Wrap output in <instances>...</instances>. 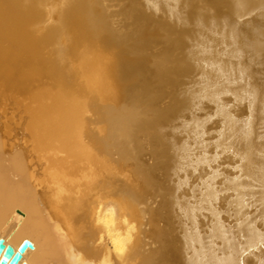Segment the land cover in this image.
Wrapping results in <instances>:
<instances>
[{
  "label": "bare ground",
  "instance_id": "1",
  "mask_svg": "<svg viewBox=\"0 0 264 264\" xmlns=\"http://www.w3.org/2000/svg\"><path fill=\"white\" fill-rule=\"evenodd\" d=\"M52 1L0 0V85L28 94L35 103L26 105L30 120L22 128L33 156L49 166V171L40 176L41 191L31 182L29 185L23 158L15 163L16 170L23 174L20 184H10L0 166V238L4 244L17 250L24 239L32 242L33 248H27L20 260L26 264H259L255 251L264 243V233L256 228L258 220L250 209L241 206V201H237L240 218L234 228L219 222L217 214L212 213L213 224L204 233L194 209L179 205L175 196L171 195L169 206L164 202L172 216L163 214L161 203L154 207L144 201L147 191L159 193V183L150 179L138 187L108 183L103 175L84 170L94 161L105 164L103 156L92 154L96 149L118 148L132 158L140 155L138 133L148 138L156 136L166 149L174 150L173 162L187 155L190 142L177 147L174 138L166 136L170 116L150 122L136 117V106L154 92V87L162 102L168 99L170 110L185 101L189 104L182 110L194 112L195 100L212 102L226 126L221 142L232 146L242 158L241 173L261 175L264 144L262 147V139L255 136L259 128L264 139V0H130L132 8L123 13L128 20L126 28L109 24L103 0H55L48 9ZM43 4L47 9L41 8ZM141 10L144 12L137 13ZM45 14L54 16L57 22L42 32V27L34 24ZM138 16L148 20L140 21ZM145 28L152 34L161 31L167 36L166 42L162 46L149 42L147 56L139 54L133 58L135 63L126 62L125 49L133 37L146 35ZM97 48L111 51L113 56L97 53ZM172 61L178 66L176 72L167 69ZM130 76L138 80L137 87L124 88ZM192 76L198 78V84L192 83ZM223 95L236 101L248 100V127L242 128L234 120L236 105L231 109L220 106ZM45 98L52 103H43ZM83 110L98 115L95 121L101 125L97 129L84 122ZM119 111H126L135 122L129 139L121 142L124 122L111 123ZM190 123L182 131L190 133L193 141L204 128L201 122ZM108 126L112 130L107 136ZM200 142H195L197 150ZM58 153H65L67 158H60ZM181 159L187 162L188 158ZM155 165L145 169L147 176ZM178 205L184 207V223L175 215Z\"/></svg>",
  "mask_w": 264,
  "mask_h": 264
},
{
  "label": "rangeland",
  "instance_id": "2",
  "mask_svg": "<svg viewBox=\"0 0 264 264\" xmlns=\"http://www.w3.org/2000/svg\"><path fill=\"white\" fill-rule=\"evenodd\" d=\"M54 1L48 2V9L53 6ZM103 3L106 4L107 9L109 11V16H108L109 22H110L109 24L111 26L117 27V28H119V27L120 28H126L128 20H126L124 18L123 13L125 15L132 8L130 0H103ZM41 8L47 9V7L44 4L41 5ZM142 12H144V11L141 10V11H138L137 13L141 14ZM43 17H44V19H43ZM43 17L38 22H36L34 24L35 27H38L36 25L41 26L42 28H40V31H42V32L49 29L50 24L52 26L54 23L57 22V19L54 16H50V15L45 14ZM138 17H139L138 20H140V21L141 20H148L146 17H143V18H142V16L141 17L138 16ZM43 20H44V24L42 23ZM39 22H41L42 25ZM144 30H145V33L147 32L146 33L147 36L146 35L144 37L142 36V38L141 37L134 38L132 36L134 39L132 38L131 45L125 49V51L128 52V55H127V53L124 54L125 55L124 60L126 62H129V63L134 62L135 63V60H133V58L136 59V56L138 58L139 56L143 57L146 54L148 55L147 46H148L149 42H153L155 44H158V46H162L166 42L167 36L165 34H162L161 31H159L157 34H152V33H148L146 28ZM153 37H157V38L153 39ZM162 38H164V39H162ZM173 38H175V37L173 36ZM54 46H56V45H54ZM139 47H140V49H139ZM95 51L97 53H104L108 56H113V53L111 51H108L105 49L97 48V50L95 49ZM169 65H167L168 67L166 66L167 69L172 70L173 72L177 71L178 66L173 61L170 62ZM203 76H205V75H203ZM196 78L197 77L192 76V79H193L192 83L194 85L198 84V82H199V81L198 82L195 81V80H198V78L197 79ZM136 80L137 79L135 77L130 76V78L128 80L129 81L128 84L126 83L127 85L125 84L123 87L124 88L137 87ZM44 83L50 84L51 81L45 80ZM139 84H141V83L138 82V85ZM1 87H0V166L3 169V171L6 172V177H7V180L10 184H20L23 180V174H21L20 172H18L16 170L15 163L20 158H23L24 166H25L27 175L29 176V179H28L29 185H31L30 184V182H31L33 184L32 186L35 190L41 191L40 188H42V186H41L42 182H41L40 176H43V174L45 172L49 171V166L47 165V162L45 160L38 161L33 156V152H31L32 150H31V146L29 144L30 142H28L29 139L27 137L28 136L27 132L25 131L24 128H22V127H24V124H26L28 122V120H30L29 119L30 118L29 112L26 109L27 106L28 107L32 106L35 103L30 100V98L28 97V94H26V93L17 92L16 90L14 91V89H7V88L5 89V87H3V86H1ZM153 88L154 87H152L151 90L152 91L154 90V92L153 93L151 92L150 95L143 97L142 98L143 101L139 102L142 106L145 105L146 107L145 106H144L145 108L141 107V105H139V104H138V106H136V111L138 112V113H136V117H138V119L142 120L143 122H148V121L150 122L151 120L154 121L158 118H163V117L165 118V117L170 116V127H169L170 129L167 130V132L168 131H170V132L169 133L166 132V136H169L170 140H172L174 138L173 141H176L174 143L177 144V147H180V146L184 147L185 146L184 143L187 144L190 142L189 144H187V146L190 144L192 146H188L189 149L186 151V153L184 152L187 155H185V156L182 155L183 158H188V159H186V161L188 163L185 162V159L182 160L181 159L182 157L178 160H175L174 162L171 161L170 159H173V156H174V153H173L174 150L169 149V148L166 149V147L164 146L162 141L160 139L157 140L156 136H152V137L148 138V135L146 137V135L144 133H140V134L138 133V135L136 137V140L138 141V143L140 145L139 146L140 155L138 154L137 155L138 157L134 156V158H132L133 156L130 155L128 152L119 151L118 148H108L109 152L107 149H105V151L103 150L105 153H102V154L99 152H103V151L96 149L93 151L92 154H95L98 156L101 155V157L103 156V158H105L104 159L105 161H103L105 164H103L101 162V160L91 162V164L88 165V167H86V169H88V170H84V172H94L97 174H101L104 176L103 177L104 181H107L108 183H110V182L116 183L117 182L118 184H125V185H130V186H135V187H138L139 185L141 186L144 183V180L150 179V181H152L154 183H159L161 185L162 189L159 191V193H156L154 190L153 191L152 190L147 191L144 195V201L147 202L148 204L152 205V206H154V205L159 206V204L161 203L162 208L164 210V211H162L163 214L165 212L166 215L169 214V216H172V215H170L169 212H167V211H169V209H168L169 207L165 206L164 202H167L166 204L169 206L172 199H173L172 196H175V198H177L179 201V205L182 203L181 205H183L185 207L187 206L188 208L192 207L191 209H194V211L197 214L196 215L197 223H198L199 227L202 228V231L204 233L209 232V227H211V225L213 224L214 217H213L212 213L217 214L216 218L218 219L219 222L223 223L224 225H226L230 229L234 228V226L236 224L235 221L238 219L237 217H239V215H240L239 214L240 211L238 209V203H237L238 200L231 198L230 196L226 195L225 193L227 192L228 189H230L234 186V184L236 182L235 178L240 177L239 174H241V175L243 174V173H241L242 172V170H241L242 165L241 164H243V161H242L241 157H239L235 154V151H234L235 149L232 148V146H228L227 144L224 145L223 142H221V140H222L221 137H222L223 131L225 129L224 127H226V126H224V121L218 115V112H217L218 108L216 109L213 106L212 102H210L208 100L200 99L198 101L195 100V102H194L195 103L194 105H197V106H195L194 112H190V111L186 110L185 108L184 109L186 110V112L184 109H183L184 110V112H183V110H182V107H184L183 105L187 106V104H189L187 101H186L187 103H185V101L183 103H181L180 104L181 106L178 105V106H180L179 108H181V109L177 108L178 107L177 106L176 108H174L177 111L174 109L170 110L168 99L166 98L162 102V98L159 97L161 95H159V93L157 92V89H155V88L153 89ZM107 89L109 90V88H107ZM108 90L106 91V93L109 95V99H112L110 96L111 92H110V90L109 91ZM180 92H181L180 90H179V92L177 91V93H180ZM228 96L229 95H223L224 99L222 101H220V103H221V104L219 103L220 106L222 108H225V109L226 108L231 109L236 105L238 107L237 108L238 112H237V115L235 117L236 119L234 118V120L236 121V123H241V125H239V124L238 125L241 126L242 128L248 127V125L250 123L247 120L248 113H249L248 112L249 111L248 100L247 99H245V100L241 99V100L236 101V100L231 99ZM148 97H149V99H148ZM144 99H146V100H144ZM159 99L161 100V102H159L160 101ZM43 100H44L43 103H45V104L49 105L52 103L51 99H49V98H45ZM196 101L198 104H196ZM116 104H117V102H113V105H116ZM162 104H163V106L161 107ZM164 104H165V106H164ZM10 107H11V109L9 110L8 108H10ZM158 107L159 108L161 107L162 111L165 108L164 112H162ZM4 108L5 109L7 108V109L4 110ZM179 110H181V111H179ZM168 111H170L169 114L167 113ZM174 112H176V114H174ZM227 113L231 114L228 110H227ZM143 114L146 116L148 115L149 118L145 117ZM152 114H153V116H152ZM172 114L174 115L173 117H172ZM166 115H168V116H166ZM177 115H178V117H177ZM198 116H199V118H198ZM13 117L15 118V120H12ZM132 117L129 118L128 116H126V111H119V112L115 113L114 117L111 119V123H115L117 121H123L124 122L123 123V125H124L123 129L119 135L120 142L128 140L130 135H131V130H132V127L135 123L131 120ZM143 117H145V118H143ZM17 118H19V119H17ZM178 118H180V120ZM189 118H190V120H189ZM82 119L84 120V122H86V124L88 125L89 128L97 129L101 125L100 122L95 121V120L99 119L98 115L95 112H92L91 110H83ZM19 120H20V122H19ZM12 121L13 122L15 121L14 123L19 124L21 129L18 125L17 126L19 129L17 128V126L13 127L12 125L14 123ZM194 121L201 122V124L203 126V127L202 126L201 127L204 128L203 129L204 132L201 133L202 136L200 134V137L196 136L197 138L192 141L190 133L188 134L186 132V134H185V131H182V129H183L182 127L188 126L189 123L187 124V122L192 123ZM7 123H9L10 125ZM175 127L179 131H177V129ZM7 128H9L10 131ZM111 130H112V128L108 126L106 128L105 135L108 136L109 133H111ZM5 132L6 133L9 132L10 134L9 133L6 134ZM178 132H180V133H178ZM207 133H208V135H207ZM258 136L262 139V147H263L264 139H263L262 133H261L259 128L256 130V136L255 137H258ZM144 137H146V138H144ZM167 139H168V137H167ZM156 140L159 141V145L162 144V146H159L158 143L156 142ZM197 141H201L200 143H202V145H201L202 147L200 146V148H198V150H197V148L194 147L195 142H197ZM193 142H194V144H193ZM182 144H183V146H182ZM163 147H165V148H163ZM253 148H257V147L253 146ZM263 148H262V150L264 151ZM164 149H166V150H164ZM192 151L193 152L196 151V152L193 153ZM261 151H259L257 153L261 154L262 153ZM106 152L108 154H106ZM115 152H117V153H115ZM169 152H170V154H169ZM204 152H205V154H204ZM253 152H255V151H253ZM51 153H49V154L47 153L46 155H51ZM188 153L191 154L190 158H189L190 154H188ZM54 154H57V153L54 152ZM58 154H59L60 158H67L65 153H58ZM115 154H117V155H115ZM120 154H123V155H121L123 158L122 157L120 158ZM192 154L196 155L198 157V160H197V157L196 158L193 157ZM155 155L156 156L158 155V156L156 157ZM200 156H202L203 158ZM135 158H136V161H135ZM157 160H160V161L157 162ZM179 160H180V162L181 161L183 163L185 162L184 165L182 162L178 163ZM192 160H194L195 163ZM200 160H201V163H198ZM202 160H204V161H202ZM68 161L71 162L70 159H68ZM137 161H139V162H137ZM155 164H157L158 166H156ZM175 164H176V166H175ZM151 165L152 166L155 165L156 168L152 170V172L150 173L149 176H147V174L145 173V169H147L148 166L150 168ZM178 165H179V168L177 167ZM184 166H185V168L186 167L187 168L185 169ZM138 168H140V170ZM191 168H193V169H191ZM141 169H143V170H141ZM137 170H139V171H137ZM176 170L178 173L175 172ZM153 171L155 174L153 173ZM132 173H134V174L132 175ZM145 175H146V177H145ZM243 175H245V174H243ZM135 177H137V178H135ZM147 177H148V179H147ZM138 179H140V180L138 181ZM171 179H172V181H171ZM156 180H157V182H156ZM32 181H34V182H32ZM36 181H38V182H36ZM181 181H182V184H181ZM183 181L185 183L186 182L187 183L185 184V183H183ZM230 181L233 182V183H231L233 186L229 183ZM240 182L245 183V184H247L246 182L249 183V181H246V182L240 181ZM183 184H185V185L183 186ZM163 187L166 189H163ZM167 188H168V190H167ZM162 190H164V191H162ZM161 191L163 193L162 195L160 194ZM198 191H200V192H198ZM163 195H165V196H163ZM182 196H183V198H181ZM166 199H168V200L170 199L169 200L170 202ZM161 200H163V201H161ZM189 204H190V206H189ZM183 206L182 207L179 206V209L177 208V212L175 215H177V219L179 222L181 221L184 223L185 222V220H184L185 213L183 211L184 210ZM257 210H258V208H257ZM257 210L256 209L255 210L250 209L249 211L252 212V216L253 217L255 216V219L258 220V222L256 224V228L260 232L264 233V223L261 221V220H264L263 219V216H264L263 213L264 212L262 213L261 210L259 209V212L261 214L260 215ZM210 213L212 216H210ZM234 214H236V216ZM255 214H257V215H255ZM175 215H174V217H175ZM208 216H209V218H208ZM201 219H202V221H201ZM206 230H208V231H206ZM263 254H264V243L258 247L257 251H255V255L258 256L260 259L259 264H264V255Z\"/></svg>",
  "mask_w": 264,
  "mask_h": 264
},
{
  "label": "snow or ice",
  "instance_id": "3",
  "mask_svg": "<svg viewBox=\"0 0 264 264\" xmlns=\"http://www.w3.org/2000/svg\"><path fill=\"white\" fill-rule=\"evenodd\" d=\"M235 180L234 186L228 189L225 194L241 201V206L246 209L259 208L261 212H264V168L261 169V175L259 176L250 173L248 176L241 175ZM240 181H249V183L245 184ZM229 183L233 182L230 181ZM251 227L252 225H249V228ZM254 235L255 232L251 234L250 238Z\"/></svg>",
  "mask_w": 264,
  "mask_h": 264
},
{
  "label": "water",
  "instance_id": "4",
  "mask_svg": "<svg viewBox=\"0 0 264 264\" xmlns=\"http://www.w3.org/2000/svg\"><path fill=\"white\" fill-rule=\"evenodd\" d=\"M27 248H33L32 242L28 239H24L17 250H14L11 245H5L4 240L0 238V264H26L25 262L20 263V260Z\"/></svg>",
  "mask_w": 264,
  "mask_h": 264
}]
</instances>
